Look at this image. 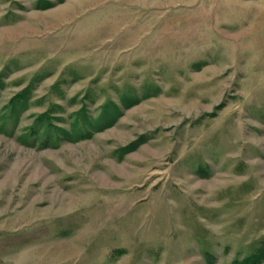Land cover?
<instances>
[{
	"label": "rangeland",
	"instance_id": "374dc122",
	"mask_svg": "<svg viewBox=\"0 0 264 264\" xmlns=\"http://www.w3.org/2000/svg\"><path fill=\"white\" fill-rule=\"evenodd\" d=\"M263 242L264 0H0V264Z\"/></svg>",
	"mask_w": 264,
	"mask_h": 264
},
{
	"label": "trees",
	"instance_id": "16d2710c",
	"mask_svg": "<svg viewBox=\"0 0 264 264\" xmlns=\"http://www.w3.org/2000/svg\"><path fill=\"white\" fill-rule=\"evenodd\" d=\"M264 261V242L245 261V264H260Z\"/></svg>",
	"mask_w": 264,
	"mask_h": 264
}]
</instances>
